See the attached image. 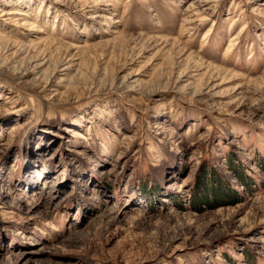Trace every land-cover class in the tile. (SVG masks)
<instances>
[{
	"label": "rangeland",
	"instance_id": "1",
	"mask_svg": "<svg viewBox=\"0 0 264 264\" xmlns=\"http://www.w3.org/2000/svg\"><path fill=\"white\" fill-rule=\"evenodd\" d=\"M0 264H264V0H0Z\"/></svg>",
	"mask_w": 264,
	"mask_h": 264
}]
</instances>
